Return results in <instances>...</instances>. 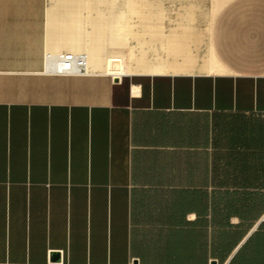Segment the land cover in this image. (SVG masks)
I'll list each match as a JSON object with an SVG mask.
<instances>
[{
	"label": "crops",
	"instance_id": "crops-1",
	"mask_svg": "<svg viewBox=\"0 0 264 264\" xmlns=\"http://www.w3.org/2000/svg\"><path fill=\"white\" fill-rule=\"evenodd\" d=\"M0 264H264V0H0Z\"/></svg>",
	"mask_w": 264,
	"mask_h": 264
},
{
	"label": "built area",
	"instance_id": "built-area-1",
	"mask_svg": "<svg viewBox=\"0 0 264 264\" xmlns=\"http://www.w3.org/2000/svg\"><path fill=\"white\" fill-rule=\"evenodd\" d=\"M87 59L86 55L73 53L47 54L46 72L59 76H83L88 73Z\"/></svg>",
	"mask_w": 264,
	"mask_h": 264
},
{
	"label": "bare ground",
	"instance_id": "bare-ground-1",
	"mask_svg": "<svg viewBox=\"0 0 264 264\" xmlns=\"http://www.w3.org/2000/svg\"><path fill=\"white\" fill-rule=\"evenodd\" d=\"M115 4H116V2H115ZM105 21H106L105 17L103 19H101V17H99V32H101V34L103 32L104 35H105ZM112 23H113V36L115 39L116 37H118V33L121 30V18L120 17L118 18L117 13H116V9H115V14H114ZM104 61L105 62H104L103 68H101L98 65H95L96 68L98 66V71H104V72L111 73L114 75H122L123 74V71L121 69L120 57L108 56ZM88 62H89V57L87 59V65H88ZM98 63L99 62H97L96 64H98Z\"/></svg>",
	"mask_w": 264,
	"mask_h": 264
},
{
	"label": "rangeland",
	"instance_id": "rangeland-1",
	"mask_svg": "<svg viewBox=\"0 0 264 264\" xmlns=\"http://www.w3.org/2000/svg\"><path fill=\"white\" fill-rule=\"evenodd\" d=\"M148 3L149 2H141V4L139 6L135 2L133 3V5L131 4V6H130V9H131V12H130L131 21L138 22L140 20L139 17H142L143 15L145 16V15H148L149 13H152L153 7H152V5L148 6ZM117 10L120 11V9H117ZM120 14L122 16L121 11H120ZM132 28L133 27L131 25V31H132ZM227 123H228V120H227Z\"/></svg>",
	"mask_w": 264,
	"mask_h": 264
}]
</instances>
